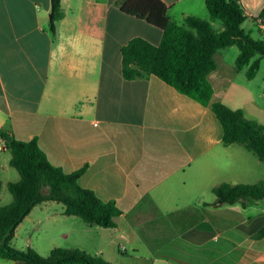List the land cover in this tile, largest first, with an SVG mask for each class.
<instances>
[{"label": "crops", "instance_id": "obj_1", "mask_svg": "<svg viewBox=\"0 0 264 264\" xmlns=\"http://www.w3.org/2000/svg\"><path fill=\"white\" fill-rule=\"evenodd\" d=\"M162 1L179 26L190 16L216 22L206 0ZM238 1L256 28L251 37L264 39L256 20L264 0ZM61 8L53 36L50 0H0V131L37 138L66 173L88 166L79 185L121 214L115 228H102L43 203L11 245L44 257L57 247L80 249L110 264H264V235L256 237L264 198L218 204L214 193L222 184L264 183V163L242 145H223L209 107L154 75H122V47L136 37L158 46L162 31L121 12L117 0H61ZM246 68L217 63L208 77L213 101L263 124L264 104L237 79ZM7 174L0 162V196Z\"/></svg>", "mask_w": 264, "mask_h": 264}, {"label": "trees", "instance_id": "obj_2", "mask_svg": "<svg viewBox=\"0 0 264 264\" xmlns=\"http://www.w3.org/2000/svg\"><path fill=\"white\" fill-rule=\"evenodd\" d=\"M50 31L56 35V23L64 16L61 0H50ZM126 15L146 21L162 31L158 46L136 37L121 49L122 75L135 80L154 75L165 83L209 107L223 128L225 146L239 144L264 163V125L249 120L241 109H231L213 101V86L208 77L216 70L218 51L236 46L239 55L236 68L248 67L246 77L255 78L264 60V39L255 40L243 28L248 20L238 0H206L213 22L220 21L222 31L211 22L187 17L179 26L169 18L168 6L162 0H117ZM258 19L264 24V9ZM5 148L10 153L9 165L19 174V180L9 182L12 202L0 205V259L23 264H110L101 256L80 249L54 248L47 257L32 248L19 250L11 245L15 232L32 210L43 203L64 206V214L76 216L89 226L115 228V218L121 211L115 202H104L94 191L79 185L88 166L71 173L54 166L41 150L38 139L20 141L0 131ZM218 204H234L246 198H264V183L254 185L222 184L214 188ZM264 235L260 231L256 237Z\"/></svg>", "mask_w": 264, "mask_h": 264}, {"label": "rangeland", "instance_id": "obj_3", "mask_svg": "<svg viewBox=\"0 0 264 264\" xmlns=\"http://www.w3.org/2000/svg\"><path fill=\"white\" fill-rule=\"evenodd\" d=\"M213 26L215 29L218 30L222 28V23L220 21H216ZM243 28L246 30V32L250 31L251 29H253V31H256V28L253 26V24L249 20H247L244 23ZM238 54H239V49L236 46L229 47V48L218 51L216 55V61L220 67H223L224 65H233L234 62L236 61ZM245 73L246 72H242L238 76L237 78L238 81L244 84L245 86H247L252 91L254 98L256 99L258 104L260 105L264 104V60L261 61L260 70L257 76L253 80H248ZM262 125H264V123ZM9 158H10L9 153L3 154L2 157L0 158V162L2 164H5L7 168H9L11 171V174L5 175V179L11 182H16L17 180L16 178L18 177V172L9 165ZM2 192L3 190L1 191V193ZM11 202H12V195L10 194L8 189H6L4 193L0 196V205H7V204H10ZM47 205L61 206L60 204H56V203H48ZM53 207H56V206H53ZM15 244L19 248L24 247L23 245L24 242L20 239H18V241ZM39 250H41V252L43 251V249H39Z\"/></svg>", "mask_w": 264, "mask_h": 264}, {"label": "built area", "instance_id": "obj_4", "mask_svg": "<svg viewBox=\"0 0 264 264\" xmlns=\"http://www.w3.org/2000/svg\"><path fill=\"white\" fill-rule=\"evenodd\" d=\"M251 17V16H250ZM257 20V24L258 27L262 30V32L264 33V24L260 19H256ZM96 125V124H95ZM5 148V141L4 139L1 137L0 135V150Z\"/></svg>", "mask_w": 264, "mask_h": 264}]
</instances>
